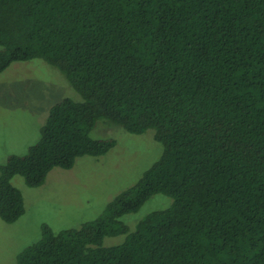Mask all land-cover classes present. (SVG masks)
Returning <instances> with one entry per match:
<instances>
[{
    "label": "trees",
    "instance_id": "obj_1",
    "mask_svg": "<svg viewBox=\"0 0 264 264\" xmlns=\"http://www.w3.org/2000/svg\"><path fill=\"white\" fill-rule=\"evenodd\" d=\"M35 59L78 99L0 168L3 222L24 211L13 177L39 187L114 148L98 127L151 132L161 153L99 217L44 227L15 264H264V0H0V73ZM155 195L169 207L130 231L120 219Z\"/></svg>",
    "mask_w": 264,
    "mask_h": 264
},
{
    "label": "rangeland",
    "instance_id": "obj_2",
    "mask_svg": "<svg viewBox=\"0 0 264 264\" xmlns=\"http://www.w3.org/2000/svg\"><path fill=\"white\" fill-rule=\"evenodd\" d=\"M65 98L78 99L63 75L41 60L14 63L0 73V168L11 156L26 154L38 141L49 110ZM91 137L116 144L103 156L77 159L69 170L53 169L39 187L27 186L20 176L12 178L24 211L13 223L0 219V264H15L21 251L41 239L44 227L59 232L95 220L161 153L151 132L131 135L109 126L98 127ZM170 203L169 198L155 195L138 212L120 221L131 231L147 214L164 210ZM123 240V236L109 237L103 245H117Z\"/></svg>",
    "mask_w": 264,
    "mask_h": 264
}]
</instances>
